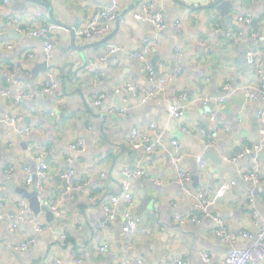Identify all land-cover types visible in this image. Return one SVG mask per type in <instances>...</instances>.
Returning a JSON list of instances; mask_svg holds the SVG:
<instances>
[{
	"label": "crops",
	"instance_id": "obj_1",
	"mask_svg": "<svg viewBox=\"0 0 264 264\" xmlns=\"http://www.w3.org/2000/svg\"><path fill=\"white\" fill-rule=\"evenodd\" d=\"M46 1L53 5L60 22L68 27L77 26L76 29L111 5V0ZM215 1L121 0L120 17L111 22L107 34L88 41L76 38L77 46L93 44L118 27L113 38L99 48L102 56L94 55V47L83 52L89 65L75 79L67 81L69 95H65L60 66L74 61V72L84 65L79 53L71 49L70 30L59 29L49 55L41 41L15 30L23 36L16 38L12 34L14 29L7 26L10 19L38 25L50 22L49 18L38 12H20L16 3L6 5L0 0L1 86L35 94L32 101L19 105L0 94V182L14 183L13 190L5 186L2 194L0 264H53L54 258L60 264H73L75 258H80L81 264H119L140 259L147 264H174L179 258L187 264H213L224 260L231 250L216 235L219 226H225L237 237L242 232L259 233L254 216L257 214L260 226H264V185L243 180L242 173L259 170L264 179V144L258 153L236 162L225 158L261 141L263 123L257 113L264 111V98L259 94L264 80L241 62V44L235 47L227 32L248 33V49L261 46L264 50V0H250L247 4L226 0L232 2L228 13L240 22L239 26L227 23L221 10L208 9ZM146 2L164 8L166 29L158 30L135 19L134 14ZM127 10L128 14L122 16ZM248 15L259 20V30L253 29L251 23L239 21ZM254 33H259L262 40H255ZM147 42L155 46L147 61L133 58L132 54L144 50ZM109 45L121 49L106 55ZM28 53L34 57L27 58ZM47 63L46 72L40 66ZM147 66L154 68L158 76L172 75L154 100L141 104L140 98L127 91L115 93L127 81L149 93L156 91L158 76L150 80ZM174 66L182 72L175 74ZM54 70L61 87L54 95L42 97V83ZM226 85L229 88L225 89ZM102 94L106 97L97 105ZM183 94L192 98L186 102L183 116L177 119L172 111L183 107ZM205 98L211 102L204 104ZM119 108L126 112L119 113ZM10 113L22 117L19 129L35 125V132L26 136L12 130L4 121ZM152 123L158 132L151 130ZM198 124L214 138L215 148H207L202 142L200 133L193 128ZM184 127L192 131L187 132ZM134 130L138 131V138L133 144L127 138ZM79 140L85 141V152L72 149ZM173 140L183 145L185 159L181 167L191 174L187 182L179 180V167L173 161L178 151ZM150 146L155 150L148 151ZM40 147L50 153L46 159L49 178L39 192L43 198L49 196L48 204L56 202L50 207L55 213L52 223L44 213L35 215L28 200L15 191L18 187L37 189V181L31 187L25 186L24 172L26 167L35 170L36 150ZM204 150L217 151L221 160H203ZM69 157L75 175L67 180L64 175L69 172ZM10 169L12 174L7 177ZM127 169L143 171L144 175L125 178L123 171ZM195 175L200 182L197 186ZM231 181L236 182L235 186L209 209V216L201 224L182 226L175 222L176 215L195 212L193 201L198 187L214 192ZM126 182L130 187L126 194L133 197L131 210L144 230L135 242L124 234L122 212L127 207L123 202L118 207L121 215L115 221H109L103 209L110 196L122 197ZM80 185L83 188L76 190ZM92 196L99 201L92 202ZM22 201L27 203L26 216L47 227L46 232L37 231L32 223H18ZM31 239L36 240L31 248H17ZM249 244V240L239 237L236 246L243 248ZM101 246L108 247L104 254L100 252Z\"/></svg>",
	"mask_w": 264,
	"mask_h": 264
},
{
	"label": "built area",
	"instance_id": "obj_2",
	"mask_svg": "<svg viewBox=\"0 0 264 264\" xmlns=\"http://www.w3.org/2000/svg\"><path fill=\"white\" fill-rule=\"evenodd\" d=\"M4 4L8 5L9 0H3ZM245 4H247L250 0H242ZM122 10L121 0H111V5L109 9H102L95 13L93 16L87 18L84 24L76 29V35L79 38H93L94 36H101L105 35L110 31V24L111 22L115 21L120 17ZM136 20H140L145 24H151L153 27L157 28L158 30H164L168 27V23L165 18L164 8H157L153 3L146 2L143 3L140 9L134 14ZM253 18L251 15L246 17H241L239 21L246 22L250 24ZM7 26L13 28L23 36L41 41L44 46L47 54L50 55L51 51L54 48L53 40L54 36L59 31L60 26L55 25L51 22H46L38 25H32L27 22L20 21L19 19H10L7 21ZM220 27V25H218ZM229 39L232 40L233 45L235 47H239L243 39L242 32H227ZM253 38L255 40L261 41L262 36L259 33H254ZM146 48L142 51H138L132 54V57L138 59L140 61H147V58L150 54L153 53L155 50V46L151 42L146 43ZM10 48V46H9ZM121 48L113 45H109L106 52V55L115 54ZM106 50V51H107ZM33 53H28L27 58H33ZM246 58L250 65L251 70L257 76H260L264 80V50L261 46H256L250 48L246 52ZM56 70L50 74L49 79H46L42 83V87L40 88L39 94L42 97L54 95L61 87V82L58 80L56 75ZM147 75L150 80H153L155 77L157 78L158 74L154 68L151 66H147L146 68ZM182 69H177L174 71L175 74H180ZM171 74L158 76V80L156 81V85L158 86L156 91H152L151 93L147 92L144 88H140L138 85L131 81H127L122 84L120 87L115 89V93H120L123 91H127L133 94L135 97L140 98L141 104H147L156 98L158 93L163 91V86H165L169 80H171ZM57 77V78H56ZM229 88L228 85L225 86V89ZM0 94L7 98V100L12 101L14 104L19 105L23 101H32L35 98V94L25 89H16L12 91L11 89H5L1 86L0 82ZM259 94L262 95L264 98V85L259 90ZM106 95L102 94L100 98L96 101L97 105H100L102 100L105 99ZM187 96L183 94L180 100H186ZM204 104H208L211 102L210 98L203 99ZM222 102V101H221ZM119 113L123 114L126 112L125 108H119ZM112 113H115L111 110ZM172 114L175 118L179 119L184 114V107L182 108H174ZM13 114H7L4 118L5 123L16 132L20 133L21 135L29 136L36 130V126L32 125L27 127L26 129H19L18 124L22 119L21 116H12ZM54 115V114H53ZM258 120L262 121L263 127L260 130V135L262 137L261 141L254 145H247L234 155L231 158H225L228 162H236L241 158H244L247 155H252L254 153H258L262 150L264 144V111H260L257 113ZM150 128L154 132H158V128L156 124H150ZM91 130V128H89ZM184 130L187 132L192 131L191 129L184 127ZM197 131L200 133L202 137V142L207 146V148H215L216 141L214 138L209 137L206 134V130L203 128L201 124L197 125ZM138 138V131L134 130L133 133L127 138L130 143H135L136 139ZM148 138V137H147ZM173 147L176 148L178 154L173 158L175 164L179 167V180L181 182H187L190 180L191 174L186 168H182L181 166L184 164L185 154L183 153V145L178 140L172 141ZM72 149L75 151H86V143L84 140H79L78 142L74 143ZM155 148L153 146L148 147V151L152 152ZM36 161L37 166L35 170L31 169L30 167L25 168L24 172V183L25 186L31 187L34 181V176L38 178V198L41 201L43 197H41V190L43 186V182H45L49 178L50 169L46 162L47 157L49 156L48 149H42L41 147L36 150ZM257 162V161H256ZM69 164V172H67L64 177L68 180L72 176L75 175V170L72 168V157L68 158ZM12 174V170H8L6 176L9 177ZM144 175L143 171L140 170H125L123 171V176L125 178H130L131 176H142ZM242 179L249 182H254L255 184H263L264 179L260 176L259 170H255L253 172H244L242 173ZM158 182V180H155ZM40 182V183H39ZM236 182L231 181L227 183H223L219 186L218 189L212 191V189H207L203 187H198L196 195L194 196L193 206L195 208V212L190 215H176L174 220L177 224L182 226L187 225H196L201 224L208 216H209V209L215 206L220 198H224L231 187L235 186ZM84 185V184H83ZM83 185L75 187V189L83 188ZM87 185V184H86ZM129 184L126 182L124 186V194L121 196L112 195L108 198L106 202L103 203V209L106 212L107 219L109 221H115L120 214L118 209L119 204L123 202V204L127 207L126 210L122 212V216L125 219V226H124V234L127 238L131 237L132 240L135 242L138 238L137 236L144 233V230L141 229V225L139 221L135 219L131 207L133 206V197L131 195H127L126 192L129 191ZM5 191V185L0 182V206H3L2 201V194ZM92 202L99 201L97 196H92L90 198ZM56 202H50L49 205L54 206ZM27 203L22 201L19 206V214H18V223L28 224L32 223L35 229L39 232H46L48 230L47 227H44L42 224L37 222L36 220H32L26 216L27 214ZM255 218V225L259 227V233L253 234L250 232H242L239 236H235L232 234L225 226H219L215 233L218 237H220L228 246L231 247L229 255L222 261L214 262L213 264H264V226H260V219L256 214ZM219 223H221L219 221ZM14 228H18V225H14ZM242 237L246 240H249L250 244L246 247L239 248L236 246L238 238ZM36 243L35 239H31L30 241L22 242L17 247L20 250H27L31 248ZM107 246H101L100 252L104 254L107 251ZM207 261L211 262L210 258L207 257ZM80 258H75L73 264H81ZM53 264H60V261L56 258L53 259ZM119 264H147L144 259H140L138 261H122ZM174 264H187L184 258H179L175 261Z\"/></svg>",
	"mask_w": 264,
	"mask_h": 264
},
{
	"label": "water",
	"instance_id": "obj_3",
	"mask_svg": "<svg viewBox=\"0 0 264 264\" xmlns=\"http://www.w3.org/2000/svg\"><path fill=\"white\" fill-rule=\"evenodd\" d=\"M142 1H144V0H139L138 3H142ZM9 2L16 3V5L18 6L17 10H19L20 12L26 11V12L33 13V14L35 12H38V14L46 15L49 18L51 23L58 25L60 27H66L70 30L71 35H72L71 49L74 51H77L79 53V55L81 56V58L84 62V65L81 66L78 70H76L74 72H73V68L75 67L74 61L67 62L64 65L60 66L61 75H62L61 77L64 80V92H65L64 94L65 95H69L67 92V81L71 80V79H75L77 77L78 73H80V71H82L83 69L87 68L89 65V62H88L87 58L85 57V55L83 54V52L90 47H94V51H93L94 55L102 56L101 52H99V48L101 46L105 45L106 43H108V41L111 40L113 38V36L116 34V32L118 31V27H117L116 30L113 32V34L103 38L101 41L94 42L93 44H86L83 46H77L76 45V38H77L76 28H77V26L68 27L65 24H63L62 22H60L55 16V11H54L53 5L48 3L46 0H9ZM26 2H28V4ZM231 7H233L232 2H229L226 0H216L212 5L209 6L208 9L217 8L218 10H221L227 23L235 24V25L239 26L240 22L234 20L233 18H231L229 16L228 9ZM128 12H129V10H127L125 13H123L122 16L128 14ZM117 25H118V23H117ZM251 27L255 30L260 29L259 20L257 18H255L251 22ZM12 32H13L12 34L15 35L14 37H16V38H22L23 37L22 35L18 34L15 30H12ZM248 38H249L248 33H245L243 35V39H242L241 47H240V51H241L240 60H241V62H243V64H245L246 68H248L250 66V65H248L249 63H248V60L246 58V52L248 50V47H247ZM85 39H86V41L91 40V38L90 39L85 38ZM69 51H70V49H69ZM40 68H42L44 71L47 72L49 70L48 69L49 64L48 63L43 64L42 66H40ZM67 68H69L68 73H66ZM173 70L174 71L176 70L175 66L173 67ZM249 70H250V67H249ZM191 98H192L191 95H187V99L183 102H180V105L184 107L186 105V102L188 100H190ZM204 151H205V154H203V160L212 159L214 162H217L216 158H217V160H221L217 151H213V150H204ZM197 171L199 172V170H197ZM193 179L195 181V185L197 186L200 183L198 176L195 175L193 177ZM34 181H38V178L36 176H34ZM3 183L6 187L13 190L14 183L12 181L3 180ZM15 191L28 200L29 208L35 215H40V214L44 213L49 222H51V223L54 222L55 213L51 210V208L48 204L49 196L44 197L43 201L40 202L39 198H38L37 189L30 191V190H25V189H22L21 187H18L15 189Z\"/></svg>",
	"mask_w": 264,
	"mask_h": 264
},
{
	"label": "rangeland",
	"instance_id": "obj_4",
	"mask_svg": "<svg viewBox=\"0 0 264 264\" xmlns=\"http://www.w3.org/2000/svg\"><path fill=\"white\" fill-rule=\"evenodd\" d=\"M173 123L175 124V121H174ZM191 127H192V126H191ZM188 128L191 129L190 127H188ZM193 128H194L195 130H197L196 127H193ZM199 153H200V151H199ZM201 153H202L201 155L203 156L204 153H203V152H201Z\"/></svg>",
	"mask_w": 264,
	"mask_h": 264
}]
</instances>
